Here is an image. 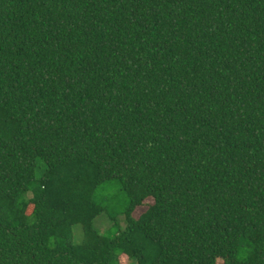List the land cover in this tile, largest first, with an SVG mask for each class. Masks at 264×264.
<instances>
[{
	"label": "trees",
	"instance_id": "trees-1",
	"mask_svg": "<svg viewBox=\"0 0 264 264\" xmlns=\"http://www.w3.org/2000/svg\"><path fill=\"white\" fill-rule=\"evenodd\" d=\"M121 258L264 264V0H0V264Z\"/></svg>",
	"mask_w": 264,
	"mask_h": 264
},
{
	"label": "rangeland",
	"instance_id": "rangeland-1",
	"mask_svg": "<svg viewBox=\"0 0 264 264\" xmlns=\"http://www.w3.org/2000/svg\"><path fill=\"white\" fill-rule=\"evenodd\" d=\"M98 201H102L105 206L104 213L99 216L94 224L95 228L103 233L114 235L118 230V228L123 226V214L125 207L127 206V197L120 190L117 182L109 181L103 183L98 187L96 191ZM146 204H151V199L146 202ZM146 206V205H145ZM146 208L136 209L134 215L137 217L141 212H143ZM117 215V216H116ZM106 216L104 219L101 217ZM101 218V219H100ZM121 221L119 222V219ZM74 241L78 242L81 239V228L79 225L74 226ZM121 263L126 264L127 261L124 258H121ZM221 263V261H219Z\"/></svg>",
	"mask_w": 264,
	"mask_h": 264
}]
</instances>
